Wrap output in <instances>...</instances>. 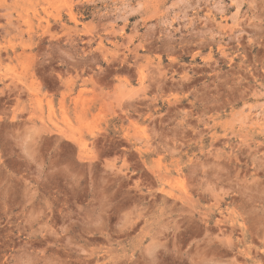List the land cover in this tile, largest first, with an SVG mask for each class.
<instances>
[{"label": "rangeland", "instance_id": "obj_1", "mask_svg": "<svg viewBox=\"0 0 264 264\" xmlns=\"http://www.w3.org/2000/svg\"><path fill=\"white\" fill-rule=\"evenodd\" d=\"M0 264H264V0H0Z\"/></svg>", "mask_w": 264, "mask_h": 264}, {"label": "crops", "instance_id": "obj_2", "mask_svg": "<svg viewBox=\"0 0 264 264\" xmlns=\"http://www.w3.org/2000/svg\"><path fill=\"white\" fill-rule=\"evenodd\" d=\"M88 113V112H87ZM89 114V113H88ZM92 114V113H91ZM90 115H87L85 118V121H89L90 120ZM72 116H74L73 111H72ZM74 125V124H72ZM43 130V129H42ZM39 139V142H32L29 144L28 148L29 151H26L25 153H29L27 154L24 159L25 161L23 162L24 166L27 167L32 166V163H35L36 165H38V162H40L41 166L44 167L46 166L47 168L50 167L51 165H53L52 162V158L51 157H55L59 158L58 153L61 152V150L63 149V147L61 145H59V142H66L67 145L69 147L72 148V152L73 155L71 157L72 162H79V156L81 155V153H85V152H90L92 147H90V145L87 146V149L83 148L85 146L81 145L78 143V140H80L81 138L83 140H88V142H91V134H89L88 130L85 129L84 133L79 132V133H74L73 138H65L63 136H61V134L59 132H57L58 130H52L54 133H43ZM31 137H37V135L32 134ZM35 139V138H34ZM49 143V145H48ZM121 155L119 154L118 157H120ZM93 160H91L90 158L88 160H83V163L88 164L93 162ZM63 160H61V162H57L56 164L60 165L59 169H62V172L64 171L65 168L63 167ZM116 163L118 164V166H121V159H118L116 161ZM62 164V165H61ZM62 166V167H61ZM40 168V166H38ZM42 169V168H41ZM6 170H11L10 167L6 166ZM40 174V172H39ZM29 191H31V189H28ZM45 211H47V206L45 205V207L43 206V208ZM108 232H111L112 229H105Z\"/></svg>", "mask_w": 264, "mask_h": 264}, {"label": "bare ground", "instance_id": "obj_3", "mask_svg": "<svg viewBox=\"0 0 264 264\" xmlns=\"http://www.w3.org/2000/svg\"><path fill=\"white\" fill-rule=\"evenodd\" d=\"M245 186V185H244Z\"/></svg>", "mask_w": 264, "mask_h": 264}]
</instances>
